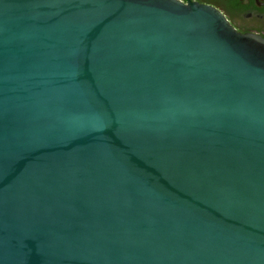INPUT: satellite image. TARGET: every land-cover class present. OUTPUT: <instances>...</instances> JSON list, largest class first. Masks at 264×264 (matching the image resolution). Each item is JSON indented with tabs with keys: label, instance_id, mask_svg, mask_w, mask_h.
<instances>
[{
	"label": "water",
	"instance_id": "water-1",
	"mask_svg": "<svg viewBox=\"0 0 264 264\" xmlns=\"http://www.w3.org/2000/svg\"><path fill=\"white\" fill-rule=\"evenodd\" d=\"M0 264H264V38L179 0H0Z\"/></svg>",
	"mask_w": 264,
	"mask_h": 264
},
{
	"label": "flooded vegetation",
	"instance_id": "flooded-vegetation-1",
	"mask_svg": "<svg viewBox=\"0 0 264 264\" xmlns=\"http://www.w3.org/2000/svg\"><path fill=\"white\" fill-rule=\"evenodd\" d=\"M208 5L221 11L231 25L245 35L264 38V0H179Z\"/></svg>",
	"mask_w": 264,
	"mask_h": 264
}]
</instances>
